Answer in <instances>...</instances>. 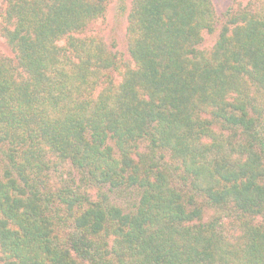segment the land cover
Listing matches in <instances>:
<instances>
[{
  "label": "trees",
  "instance_id": "16d2710c",
  "mask_svg": "<svg viewBox=\"0 0 264 264\" xmlns=\"http://www.w3.org/2000/svg\"><path fill=\"white\" fill-rule=\"evenodd\" d=\"M108 2H4L0 264H264V0Z\"/></svg>",
  "mask_w": 264,
  "mask_h": 264
},
{
  "label": "rangeland",
  "instance_id": "374dc122",
  "mask_svg": "<svg viewBox=\"0 0 264 264\" xmlns=\"http://www.w3.org/2000/svg\"><path fill=\"white\" fill-rule=\"evenodd\" d=\"M214 7L216 17L222 18L223 13L228 7L233 9H241L247 3L253 0H211ZM5 0H0V24H1V11L4 6ZM132 0H109L107 10L103 19L99 20L95 24V33H98L107 47L118 54L122 62L130 63L129 55L126 49V15L130 8ZM119 5H123L126 9L124 12H120ZM1 26V25H0ZM98 35V36H99ZM217 32L214 34H203V42L200 46L202 50H209L216 39ZM0 55L4 58H12L13 53L8 48L3 37L0 34ZM116 80L118 77L115 73H112Z\"/></svg>",
  "mask_w": 264,
  "mask_h": 264
}]
</instances>
